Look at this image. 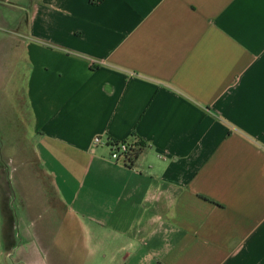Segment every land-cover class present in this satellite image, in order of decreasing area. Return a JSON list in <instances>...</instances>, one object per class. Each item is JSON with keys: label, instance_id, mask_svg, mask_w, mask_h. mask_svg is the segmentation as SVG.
I'll use <instances>...</instances> for the list:
<instances>
[{"label": "crops", "instance_id": "0c3cea01", "mask_svg": "<svg viewBox=\"0 0 264 264\" xmlns=\"http://www.w3.org/2000/svg\"><path fill=\"white\" fill-rule=\"evenodd\" d=\"M0 264H264V0H0Z\"/></svg>", "mask_w": 264, "mask_h": 264}, {"label": "built area", "instance_id": "2783aa9c", "mask_svg": "<svg viewBox=\"0 0 264 264\" xmlns=\"http://www.w3.org/2000/svg\"><path fill=\"white\" fill-rule=\"evenodd\" d=\"M100 143H101L100 138L96 137L94 139V144L99 145ZM108 148L110 150L109 158L111 161L122 164L126 163L127 158L125 154H127L129 150V146L126 143L123 142H119L118 144L109 143Z\"/></svg>", "mask_w": 264, "mask_h": 264}, {"label": "trees", "instance_id": "16d2710c", "mask_svg": "<svg viewBox=\"0 0 264 264\" xmlns=\"http://www.w3.org/2000/svg\"><path fill=\"white\" fill-rule=\"evenodd\" d=\"M123 143H126V142H123ZM114 144H118V143H114ZM126 144L129 146V150H128L127 154H125L127 161L124 165L131 168L133 166L134 162L140 156L142 149H143V144L139 141H137L136 143H133L131 145L128 143H126Z\"/></svg>", "mask_w": 264, "mask_h": 264}, {"label": "rangeland", "instance_id": "374dc122", "mask_svg": "<svg viewBox=\"0 0 264 264\" xmlns=\"http://www.w3.org/2000/svg\"><path fill=\"white\" fill-rule=\"evenodd\" d=\"M68 249V248H67ZM65 253V252H64ZM68 253V251H66V254Z\"/></svg>", "mask_w": 264, "mask_h": 264}]
</instances>
